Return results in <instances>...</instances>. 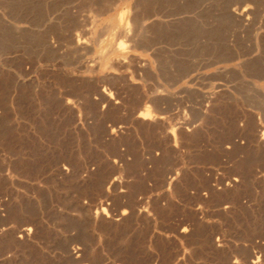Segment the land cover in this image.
I'll return each instance as SVG.
<instances>
[{"label": "rangeland", "instance_id": "obj_1", "mask_svg": "<svg viewBox=\"0 0 264 264\" xmlns=\"http://www.w3.org/2000/svg\"><path fill=\"white\" fill-rule=\"evenodd\" d=\"M0 264H264V0H0Z\"/></svg>", "mask_w": 264, "mask_h": 264}, {"label": "bare ground", "instance_id": "obj_2", "mask_svg": "<svg viewBox=\"0 0 264 264\" xmlns=\"http://www.w3.org/2000/svg\"><path fill=\"white\" fill-rule=\"evenodd\" d=\"M238 11H239V9H238ZM244 11H246V10H244ZM247 12V11H246ZM239 17V16H238ZM244 18V17H243ZM135 20V19H134ZM132 24V23H131ZM133 35V34H132ZM77 46V45H76ZM80 46V44L78 45V47Z\"/></svg>", "mask_w": 264, "mask_h": 264}]
</instances>
